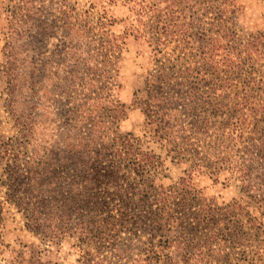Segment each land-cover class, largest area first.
Masks as SVG:
<instances>
[{
  "label": "rangeland",
  "instance_id": "374dc122",
  "mask_svg": "<svg viewBox=\"0 0 264 264\" xmlns=\"http://www.w3.org/2000/svg\"><path fill=\"white\" fill-rule=\"evenodd\" d=\"M54 153L118 174L90 239L9 195ZM0 264H264V0H0Z\"/></svg>",
  "mask_w": 264,
  "mask_h": 264
},
{
  "label": "trees",
  "instance_id": "16d2710c",
  "mask_svg": "<svg viewBox=\"0 0 264 264\" xmlns=\"http://www.w3.org/2000/svg\"><path fill=\"white\" fill-rule=\"evenodd\" d=\"M168 99L169 97H160L152 99V102L160 107L159 103H169ZM30 159L31 157L23 158L25 164L21 163L22 176L26 174L22 177L21 185L14 188L9 184V195L27 218L26 226L30 230L58 239L78 234L84 240L100 232L101 222L107 219L103 215L115 219L113 205L102 203L97 190L94 191L97 188L108 190L115 184L118 179L115 170L91 173L85 169L87 166L83 156L70 159L69 162V157L54 153L50 161L45 162L41 158L37 160L39 168L30 171ZM68 163L69 167L73 166V173L69 170L65 174L66 169L60 167ZM12 173L8 175V180H15ZM47 175L50 176L45 178ZM124 209L125 211L119 212L126 219L131 213L128 206L125 205Z\"/></svg>",
  "mask_w": 264,
  "mask_h": 264
}]
</instances>
